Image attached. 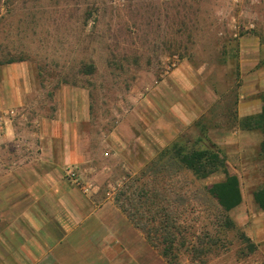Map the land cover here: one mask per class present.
<instances>
[{"label": "rangeland", "instance_id": "374dc122", "mask_svg": "<svg viewBox=\"0 0 264 264\" xmlns=\"http://www.w3.org/2000/svg\"><path fill=\"white\" fill-rule=\"evenodd\" d=\"M0 83L2 98L22 100L0 109L20 131L71 121L84 162L70 184L118 209L122 193L140 207L139 186L154 183L142 172L174 139H209L239 178L242 203L226 213L235 226L193 195L224 174L159 172L166 192L140 211L168 205L170 217L150 221L152 242L171 248L167 264L264 261V211L252 197L264 185L263 134L237 119L242 100L263 104L264 0H0Z\"/></svg>", "mask_w": 264, "mask_h": 264}, {"label": "crops", "instance_id": "0c3cea01", "mask_svg": "<svg viewBox=\"0 0 264 264\" xmlns=\"http://www.w3.org/2000/svg\"><path fill=\"white\" fill-rule=\"evenodd\" d=\"M19 104L0 96V109ZM262 105L242 100L238 121ZM2 113L0 264H167L112 201L94 199L64 177L66 167L84 162L71 121L42 118L43 128L28 134Z\"/></svg>", "mask_w": 264, "mask_h": 264}, {"label": "trees", "instance_id": "16d2710c", "mask_svg": "<svg viewBox=\"0 0 264 264\" xmlns=\"http://www.w3.org/2000/svg\"><path fill=\"white\" fill-rule=\"evenodd\" d=\"M261 97L263 101L261 112L242 118L239 120V124L242 128L254 129L262 132L263 138L260 143V154L264 158V93ZM201 140V138L196 139L197 142ZM208 142V145L203 144L204 146L202 147H192L184 144V140L178 137L163 148L149 163L146 170L142 172L143 175L146 174V172L151 173L153 178L150 181L154 183L150 186L146 184L139 186L137 196H139L141 200L139 202L140 207L132 209L130 205V194H121L123 195V202L120 205V209L126 214L129 221L144 234L146 240L152 243V246L155 247L164 258H167L168 254L171 252V248H157V244H154L151 239L152 227L148 226V224L150 221L154 222L157 220L156 214H162L165 219H168L170 217L168 205L164 208L158 206L156 211L150 215L144 210L140 211V208L154 203L152 197L160 198L163 196V192H166L159 189L157 186L158 184L156 183L155 176L158 175L159 172L170 173V175L178 172L180 174L189 173L193 180L196 181H200L215 173L224 174L222 180L214 182L208 187L197 186L193 191V195L196 197H211L219 209H221V212L225 213L222 216L221 226L226 228L235 226L234 222L226 213L242 202L239 179L237 175L228 172L225 156L217 145L210 142L209 139ZM253 200L260 209L264 210V185L253 191ZM160 223L163 225L164 230H166L170 222L161 220ZM157 230L158 228L154 229L155 232ZM240 236H242V234H240ZM166 238L168 237L162 240L165 241ZM261 264H264V261Z\"/></svg>", "mask_w": 264, "mask_h": 264}, {"label": "built area", "instance_id": "2783aa9c", "mask_svg": "<svg viewBox=\"0 0 264 264\" xmlns=\"http://www.w3.org/2000/svg\"><path fill=\"white\" fill-rule=\"evenodd\" d=\"M2 131H3V123H2V121L0 120V135L2 134ZM106 154H107V153L105 152V155H106ZM64 177H65L68 181H70V182H72V183H75V184H77V185L80 184V182H79L78 170H77V168H76L74 165H71V166L66 167L65 172H64ZM84 188H85L84 190L87 189V187H84Z\"/></svg>", "mask_w": 264, "mask_h": 264}]
</instances>
